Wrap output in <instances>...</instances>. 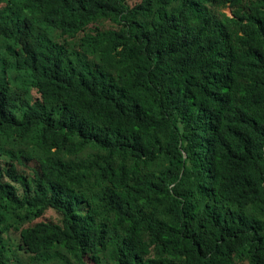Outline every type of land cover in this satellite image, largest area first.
<instances>
[{
	"label": "trees",
	"instance_id": "16d2710c",
	"mask_svg": "<svg viewBox=\"0 0 264 264\" xmlns=\"http://www.w3.org/2000/svg\"><path fill=\"white\" fill-rule=\"evenodd\" d=\"M237 263L264 264V0H0V264Z\"/></svg>",
	"mask_w": 264,
	"mask_h": 264
},
{
	"label": "rangeland",
	"instance_id": "374dc122",
	"mask_svg": "<svg viewBox=\"0 0 264 264\" xmlns=\"http://www.w3.org/2000/svg\"><path fill=\"white\" fill-rule=\"evenodd\" d=\"M227 12L230 14V11L227 10ZM237 264H242V263H237Z\"/></svg>",
	"mask_w": 264,
	"mask_h": 264
},
{
	"label": "bare ground",
	"instance_id": "6f19581e",
	"mask_svg": "<svg viewBox=\"0 0 264 264\" xmlns=\"http://www.w3.org/2000/svg\"><path fill=\"white\" fill-rule=\"evenodd\" d=\"M257 215V214H256Z\"/></svg>",
	"mask_w": 264,
	"mask_h": 264
}]
</instances>
